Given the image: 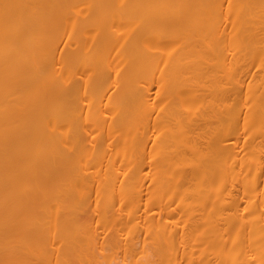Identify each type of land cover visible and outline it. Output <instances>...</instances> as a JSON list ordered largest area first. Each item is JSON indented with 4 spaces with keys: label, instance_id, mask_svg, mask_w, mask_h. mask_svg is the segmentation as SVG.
<instances>
[{
    "label": "bare ground",
    "instance_id": "bare-ground-1",
    "mask_svg": "<svg viewBox=\"0 0 264 264\" xmlns=\"http://www.w3.org/2000/svg\"><path fill=\"white\" fill-rule=\"evenodd\" d=\"M0 264H264V0H0Z\"/></svg>",
    "mask_w": 264,
    "mask_h": 264
}]
</instances>
